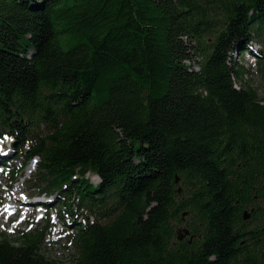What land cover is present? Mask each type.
<instances>
[{
    "label": "trees",
    "instance_id": "obj_1",
    "mask_svg": "<svg viewBox=\"0 0 264 264\" xmlns=\"http://www.w3.org/2000/svg\"><path fill=\"white\" fill-rule=\"evenodd\" d=\"M255 38L264 0H0L13 179L37 159L79 215L70 261L43 229L0 234V264H264V99L235 61Z\"/></svg>",
    "mask_w": 264,
    "mask_h": 264
},
{
    "label": "rangeland",
    "instance_id": "obj_2",
    "mask_svg": "<svg viewBox=\"0 0 264 264\" xmlns=\"http://www.w3.org/2000/svg\"><path fill=\"white\" fill-rule=\"evenodd\" d=\"M251 43L254 49L260 50L262 48L264 51V42H261L259 38L253 39ZM235 61L241 66L243 72L241 83L244 86L253 88L258 96L264 99V57L261 58L252 53L236 54ZM189 63L195 68L198 67L196 62L188 60L187 64ZM10 140V138L0 139V150L5 154L0 158V184L2 189L0 193V234L16 238L21 232L46 229L47 234L42 244V251L50 259L68 262L75 252L68 234L72 232L73 221H78L77 217L79 215H74L73 218L75 217V219H72L68 216V213H64L62 209H59L60 201L56 193L40 192L44 189L33 178L36 172L37 159L32 160L34 162L31 161L34 163L33 168H29L30 162L24 169L23 176L18 181H14L11 169L19 168L23 161L21 158L14 160L15 151L11 147L9 149ZM88 176L92 183L96 182L92 174ZM23 197L26 199H21ZM12 198H17L20 201L15 203ZM39 200L43 201V205L34 204ZM25 202L32 204L25 205ZM15 207H18V210L12 214ZM10 215L11 218L7 222ZM24 217H26L25 221H23ZM183 228H186L183 224H176L175 232L182 235L183 238H190L189 233L184 234Z\"/></svg>",
    "mask_w": 264,
    "mask_h": 264
},
{
    "label": "bare ground",
    "instance_id": "obj_3",
    "mask_svg": "<svg viewBox=\"0 0 264 264\" xmlns=\"http://www.w3.org/2000/svg\"><path fill=\"white\" fill-rule=\"evenodd\" d=\"M1 149V148H0ZM5 154L0 150V158H2L3 156H4ZM0 162H1V159H0ZM34 162V161H33ZM34 167V163H31V165H29V168L31 169V168H33ZM2 192V189H1V184H0V193ZM12 201L13 202H15V203H18L20 200L19 199H17V198H12ZM25 205H30V204H32V203H28V202H25L24 203ZM34 204H37V205H43V201H37V202H34ZM15 210L12 212V214H14V213H16L17 212V210H18V207H15L14 208ZM11 218V215H10V217H8V220H7V222L9 221V219ZM26 220V217H24L23 218V221H25Z\"/></svg>",
    "mask_w": 264,
    "mask_h": 264
},
{
    "label": "water",
    "instance_id": "obj_4",
    "mask_svg": "<svg viewBox=\"0 0 264 264\" xmlns=\"http://www.w3.org/2000/svg\"><path fill=\"white\" fill-rule=\"evenodd\" d=\"M177 181V180H176ZM181 191V189L180 188H178V190H177V192H180ZM185 215V214H184ZM250 215H251V213L248 211V210H244L243 211V219H248L249 217H250ZM183 231H184V234H188V230H187V228H183ZM183 238V236L182 235H179V234H177V239L178 240H181ZM191 238L192 237H190V239L189 240H191Z\"/></svg>",
    "mask_w": 264,
    "mask_h": 264
}]
</instances>
